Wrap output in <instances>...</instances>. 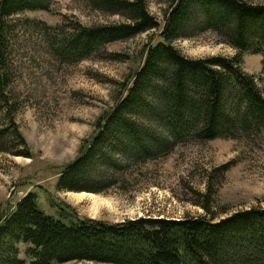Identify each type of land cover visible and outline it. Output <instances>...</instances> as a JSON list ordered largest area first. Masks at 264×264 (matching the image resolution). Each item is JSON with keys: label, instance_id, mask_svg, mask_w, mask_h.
Here are the masks:
<instances>
[{"label": "trees", "instance_id": "16d2710c", "mask_svg": "<svg viewBox=\"0 0 264 264\" xmlns=\"http://www.w3.org/2000/svg\"><path fill=\"white\" fill-rule=\"evenodd\" d=\"M95 9L119 14L110 24L72 23L50 39L53 55L76 64L103 51L106 44L157 29L146 0H86ZM161 40L145 48L140 67L115 105L94 125L90 143L60 172L56 187L68 192L104 193L118 179L116 170L156 160L175 146L217 139L264 135V93L243 69L245 53L262 55L264 80V4L246 0H167ZM51 0H0V152L9 138L30 157L15 123L17 102L8 90L12 73L10 41L27 10H50ZM22 23L43 24L24 18ZM210 31L234 48L232 57L190 59L174 46L177 39ZM131 166V165H130ZM55 207V202L51 203ZM56 208L46 214L28 192L0 213V264H264V209L252 207L212 221L143 217L107 223ZM208 213L207 205H201ZM24 244V257H20Z\"/></svg>", "mask_w": 264, "mask_h": 264}, {"label": "rangeland", "instance_id": "374dc122", "mask_svg": "<svg viewBox=\"0 0 264 264\" xmlns=\"http://www.w3.org/2000/svg\"><path fill=\"white\" fill-rule=\"evenodd\" d=\"M166 1L146 0L148 11L159 21L157 29L108 43L99 54L76 64L62 63L53 55L46 33L67 31L76 22L110 24L124 18L95 9L86 0H51L50 10H27L13 16L17 21L10 41L12 82L8 90L17 102L15 123L30 157L11 153L23 150L12 138L1 150L0 213L28 192L37 195L40 208L48 215L57 214L55 207L69 206L68 212L79 217L110 224L143 217L179 220L202 216L218 221L236 211L264 209V135L189 142L156 160L128 162L116 170L117 183L104 193L56 187L62 169L90 143L96 121L113 108L140 67L146 46L161 40ZM246 1L264 4V0ZM24 18L43 24L19 21ZM173 44L190 59L236 54L210 31ZM261 61L262 55L245 53L242 69L256 77L264 93ZM5 122L0 114V127ZM201 205H207L208 213ZM24 248L20 244V257H24Z\"/></svg>", "mask_w": 264, "mask_h": 264}]
</instances>
